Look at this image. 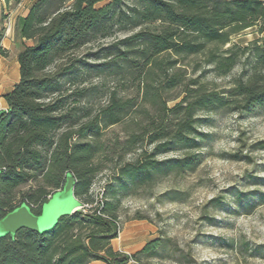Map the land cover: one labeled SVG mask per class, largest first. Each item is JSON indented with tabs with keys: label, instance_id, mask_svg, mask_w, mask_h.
I'll use <instances>...</instances> for the list:
<instances>
[{
	"label": "trees",
	"instance_id": "16d2710c",
	"mask_svg": "<svg viewBox=\"0 0 264 264\" xmlns=\"http://www.w3.org/2000/svg\"><path fill=\"white\" fill-rule=\"evenodd\" d=\"M2 1L0 57H8L2 45L5 20L21 0ZM30 1L27 15L17 18L16 34L32 43H24L17 55L20 79L4 95L8 108L0 118V218L22 203L40 214L68 174L83 210L61 216L48 232L23 228L15 237L0 238V264H128L138 254L151 257L160 239L135 255L113 248L121 230L114 202L102 199L87 209L95 201L91 189L104 152L102 137L133 114H147L142 133L129 134L122 149L131 152L146 140L155 144V153L166 152L176 144L196 143L199 111L263 104L264 37L251 47H224L249 27L264 31V0ZM248 50L254 62L236 78L229 96L199 85L186 88L185 96L168 106L180 97L176 91L185 75L184 59L202 54L227 74ZM107 77L121 82V91L106 89ZM129 89L136 96L121 94ZM259 145L264 148V141ZM197 164L196 156L186 152L179 158L122 164L117 175L141 182L158 171H190ZM29 182L36 188L21 193Z\"/></svg>",
	"mask_w": 264,
	"mask_h": 264
},
{
	"label": "rangeland",
	"instance_id": "374dc122",
	"mask_svg": "<svg viewBox=\"0 0 264 264\" xmlns=\"http://www.w3.org/2000/svg\"><path fill=\"white\" fill-rule=\"evenodd\" d=\"M154 26L159 27L160 23ZM263 37L264 31H259V25L252 26L232 35L224 49L232 45L251 47ZM12 43L15 45L11 46L5 68L10 76L16 69L15 55L23 45L20 41ZM253 62L250 50L244 51L238 65L229 73L220 74L202 54L184 59L180 66L185 75L176 91L180 97L169 101L168 106L185 96L186 88L199 85L217 91L220 96H229L236 78L242 70H249ZM105 82L106 89H122L121 82L112 77H107ZM3 91H6L4 86L0 97ZM121 94L136 96L133 89ZM137 102L141 103V98ZM139 108L142 110V106ZM150 114H154V109ZM148 117L133 114L127 121L105 131L104 152L97 160L99 171L91 189L95 201L87 207L89 210L106 198L118 206L121 230L117 238L125 254L135 255L147 242L160 239L153 256L138 254L128 264H264V148L259 147V142L264 141V103L248 110L236 111L225 106L199 111L195 117L198 137L194 144H176L173 149L155 153V144L145 140L131 152H125L121 143L132 132L142 133ZM186 152L198 160L194 170L158 171L152 180L141 182L117 175L122 164H136L149 158H179ZM74 182L69 175L68 183L74 186ZM34 188L36 183L29 182L21 188V193ZM21 199L19 196L17 203Z\"/></svg>",
	"mask_w": 264,
	"mask_h": 264
},
{
	"label": "water",
	"instance_id": "95a60500",
	"mask_svg": "<svg viewBox=\"0 0 264 264\" xmlns=\"http://www.w3.org/2000/svg\"><path fill=\"white\" fill-rule=\"evenodd\" d=\"M4 111L0 110V118ZM69 175L71 174L66 176L63 187L54 192L48 201L42 205L40 214H35L27 203H22L1 217L0 238L6 236L15 237L17 232L23 228L32 229L40 233L48 232L55 227L61 216L70 215L78 211L82 204L76 197L75 185L71 186L68 183Z\"/></svg>",
	"mask_w": 264,
	"mask_h": 264
},
{
	"label": "crops",
	"instance_id": "0c3cea01",
	"mask_svg": "<svg viewBox=\"0 0 264 264\" xmlns=\"http://www.w3.org/2000/svg\"><path fill=\"white\" fill-rule=\"evenodd\" d=\"M2 0H0V10H1V5H2ZM31 5V1L30 0H21V2L14 7V9L11 10V15L9 17V21L8 23H5V27L6 29V33H5V38L2 41V45L3 47H5L6 49H8L10 51L11 46L15 45L12 43V41H20L22 42V44L26 43L27 45H30V41H26L23 40L22 38H20L17 34H16V23H17V18L19 16H26L27 13L29 12V8ZM9 24V25H7ZM1 26V24H0ZM24 45H22V47H20L15 55L14 60L16 61V69H15V73L10 76L9 74H7L5 72V68L7 67V63H8V57H0V89L4 86L6 88V91L2 92V96L0 97L1 101V106H0V110H7L8 108V104L4 98V95L11 91L13 86L19 81L20 79V72H19V63H18V59H17V55L18 53L21 51V49L23 48ZM10 85V86H9ZM8 86V87H7ZM112 245L113 248L117 251H126L124 250V246L123 244H121V242L118 241V238H115L112 240ZM89 264H107V262L103 261V260H98V261H92Z\"/></svg>",
	"mask_w": 264,
	"mask_h": 264
}]
</instances>
